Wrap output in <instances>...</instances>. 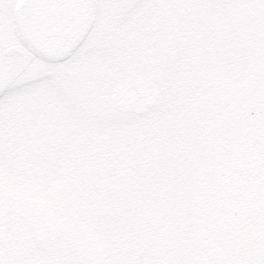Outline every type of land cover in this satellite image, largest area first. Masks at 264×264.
<instances>
[{"label": "rangeland", "instance_id": "374dc122", "mask_svg": "<svg viewBox=\"0 0 264 264\" xmlns=\"http://www.w3.org/2000/svg\"><path fill=\"white\" fill-rule=\"evenodd\" d=\"M7 1L6 17L0 14V80L6 93L14 57L3 50L20 43L12 15L18 0ZM138 1L143 6L138 12L146 13L164 0ZM176 5V13L160 5L174 29V53L157 106L143 115L111 112L100 98L112 89L108 81L103 78L104 87L101 77L86 81L79 72L85 63L66 61L65 72L53 70L42 90L52 130L47 140L62 147L51 156L62 166L47 174L45 185L11 189L19 206H32L36 220L77 232L103 264H150L153 248L163 247V239L178 240L182 230L187 253L181 260L194 264L191 219L203 155L199 161L187 156L192 141L185 139L184 128L197 122L203 109L195 110L214 93L217 105L241 102L254 66L263 62L264 0H177ZM135 9L127 12L132 18ZM30 76L37 80L43 71L33 68Z\"/></svg>", "mask_w": 264, "mask_h": 264}, {"label": "flooded vegetation", "instance_id": "af4514ba", "mask_svg": "<svg viewBox=\"0 0 264 264\" xmlns=\"http://www.w3.org/2000/svg\"><path fill=\"white\" fill-rule=\"evenodd\" d=\"M138 5V0H96L95 20L86 40L68 60L58 62L57 67V63L40 58L22 43L17 53L12 54L10 92L5 96L11 112L5 117L0 114V264H103L96 250L82 244L77 232L57 230L49 223H41L27 206L18 205L16 196L3 195L2 183L24 184L23 179L27 178L39 184L47 171L59 167L51 156V146L39 145L37 150L32 144V139L50 137V130L32 133L30 125L47 124L42 90L47 87L53 70L65 72L66 61L84 62L79 72L84 74L85 80L101 77L98 82L104 87V78L107 85L112 86V93L121 85H126L130 91L153 87L161 90L164 72L173 59V29L162 16L164 12L151 7L141 13L138 8L143 6ZM134 6L132 18L127 12ZM167 7L169 12L174 8L173 0L167 1ZM33 68L43 71V76L33 80L30 76ZM2 73L0 70L1 76ZM1 83L4 81L0 80ZM262 105V102L256 103V106ZM237 106L231 104L216 111L202 137L205 167L199 184L200 194L195 200L192 246L195 264H264V200L258 202L259 209L256 206V210L241 215V212L237 214L240 208L225 204L221 193L225 188L221 175L225 172L256 178L251 176V171L230 167L234 157L232 142L237 139L238 131L246 127L259 136ZM260 138L258 154L264 162V133ZM35 150L38 151L36 157ZM2 172L7 174L4 181ZM186 236L182 230L178 240L163 239V247L158 245L151 251L150 264H185L181 253H187L182 244ZM198 236L202 237V245L197 243Z\"/></svg>", "mask_w": 264, "mask_h": 264}, {"label": "water", "instance_id": "95a60500", "mask_svg": "<svg viewBox=\"0 0 264 264\" xmlns=\"http://www.w3.org/2000/svg\"><path fill=\"white\" fill-rule=\"evenodd\" d=\"M92 0H25L18 10V25L24 37L41 53L59 59L73 51L90 27ZM14 51V50H12ZM134 105L124 111L142 113L153 106L147 99L131 96ZM156 98V96H154Z\"/></svg>", "mask_w": 264, "mask_h": 264}]
</instances>
